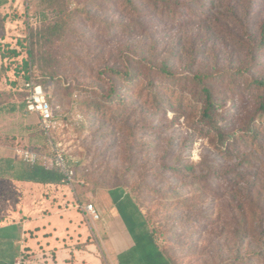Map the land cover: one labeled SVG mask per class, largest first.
I'll return each instance as SVG.
<instances>
[{"label":"rangeland","instance_id":"rangeland-1","mask_svg":"<svg viewBox=\"0 0 264 264\" xmlns=\"http://www.w3.org/2000/svg\"><path fill=\"white\" fill-rule=\"evenodd\" d=\"M88 2L96 5L94 15L86 8L78 21L72 20V39L36 46V54L54 71L55 78L42 75L50 96L71 118L74 110L83 116L80 124L70 122L56 135L77 167L80 200L67 190L33 189L24 262L56 264L59 250L67 248L63 253L69 254L88 237L98 245L100 237L96 230L88 236L84 224L91 222L77 206L99 199L107 200L103 206L109 216L117 212L137 241L147 242L127 191L110 192L123 186L154 213L159 238L178 263L264 264V114L258 112L262 90L249 84L250 77H264V46L259 45L264 0H13L0 14V212L11 207V161L27 164L19 150L52 156L38 116L20 108L23 78L2 53L25 37L38 43V31L55 20L54 7L65 4L74 12ZM96 16L117 22L118 29ZM73 50L85 58V66L61 59ZM50 54L57 59L52 64ZM164 63L174 76L158 75ZM108 67L130 68L139 78L118 79L124 101L114 107L116 120L83 105L110 88L104 74ZM250 67L246 75L236 73ZM197 74H209L206 83L218 99L217 123L227 142L202 118ZM153 75L158 96L146 88ZM12 105L19 110L9 111ZM252 127L258 139L249 133ZM6 220L11 222V216ZM8 225L0 228V264H12L25 244L22 231Z\"/></svg>","mask_w":264,"mask_h":264},{"label":"trees","instance_id":"trees-1","mask_svg":"<svg viewBox=\"0 0 264 264\" xmlns=\"http://www.w3.org/2000/svg\"><path fill=\"white\" fill-rule=\"evenodd\" d=\"M54 0H50L52 2ZM94 2L95 0H91ZM128 3H133L132 0H126ZM95 4H92L90 2L87 3L85 7H83L80 11H74V12H68L67 7L65 4H63L61 7H54V11H56V16L55 20L52 22L47 23V25L44 26V29H41L38 31L37 36H38V43H33L28 37H25L23 39H18L16 47H8L7 51H3L2 57L5 60H10L11 61V69L14 71V73L17 76H22L24 83L29 80L32 76L36 79V81L40 84H43L45 86L46 78H44L42 75L45 74L46 77H54V71L50 67L51 65L46 63V60L43 58L44 56H40L36 54V46L37 45H43L44 43H50V45H53V47L56 44V41H68L69 39H72L71 34L74 33L72 29V20H79L81 14H86V10L88 9V12L91 15L92 14V6ZM2 6V5H0ZM96 6V5H95ZM87 8V9H86ZM178 12V11H177ZM45 14V13H44ZM5 16V17H4ZM1 20L6 21V15H4ZM38 18V16H37ZM97 21H103V23L107 26L110 27L113 30H117L118 23L117 22H109L106 19V17H98L96 16ZM42 20V17H41ZM105 20V21H104ZM121 26H129L126 24H121ZM262 35L259 41L260 46H264V27L262 29ZM2 39L6 37L5 34H3ZM81 43L84 44V40L80 39L79 40ZM25 53V54H24ZM135 55V51L132 52ZM24 54V55H23ZM27 54V55H26ZM63 61L67 60H73L74 63H77V61H81L80 63L82 66H85V58L81 57L79 55V51L73 50L69 52L68 54L65 52L63 53V56L61 57ZM128 59L132 62L131 54L128 56ZM50 64H52V60H56V57L52 56L50 54V57L48 58ZM136 61V60H135ZM72 62V63H73ZM137 62V61H136ZM4 64V63H3ZM12 64H14V68H12ZM66 63H63L64 65ZM3 70H9V65L4 68V65H2ZM137 70V68H135ZM251 71V67L247 70L243 69H238L236 70V73L238 75H246L248 72ZM133 70L130 68H115V67H108L104 70V74L108 75L110 77L111 83H110V88L107 90L103 89L102 93L99 92L96 95L94 94L93 97L90 99H87L83 105L87 107L88 110L94 109L98 111L99 113L109 116L108 118L111 120H116L114 119L115 117V106L120 104L119 102L124 101V96H123V90H121L123 84L118 80V79H123V80H129V82H132L134 80H139L138 74L133 75ZM158 75L162 76H174V72L172 71L171 67L169 66L168 63H164L162 67L159 68ZM249 76V75H248ZM120 77V78H119ZM55 78V77H54ZM197 80L202 84V93L204 95V103H203V109H202V118L207 121L209 124L210 129H214L215 132L219 133L221 136V139L223 142H227V137L225 136L223 130L221 127L218 125V120L216 118L219 103L218 99L215 98L214 92L210 85L206 83V79L209 78V74H197L196 75ZM155 75L151 76L150 78L146 79V88L149 89L150 94H154L158 96V91H156L157 88H155ZM16 81H12L13 84L18 85L19 83ZM24 83H23V89L21 92L24 94V101L20 108H26V97H27V92L24 88ZM250 85L255 86L259 90V92L262 90V92L258 95L259 97V111L261 114H264V77L258 76V77H250ZM46 88V87H45ZM51 103L56 107L59 105L60 107L64 104L61 105V101L58 99H55L53 97L50 98ZM157 103L159 105L162 104L161 100L156 99ZM3 109V107H2ZM1 110V107H0ZM19 110V107L17 105H12L9 111L11 112H16ZM62 110H64L62 108ZM39 119V118H38ZM42 131V130H41ZM43 136H45L44 132L42 131ZM249 133L256 139H258V131L256 128H250ZM57 139V136H56ZM48 140V139H47ZM49 144V143H48ZM236 145L234 144V147ZM26 149V148H23ZM32 149V148H29ZM35 150V149H33ZM37 151V150H36ZM69 164L75 169L76 171V176H78V170L77 167L71 162V160L68 158ZM15 169V178L18 180H24V181H30V182H36V183H41L44 185H50V184H55V185H60L63 184V175L59 169H54V170H48L46 169L42 164H37L35 166H30L26 165L25 163L18 164L14 167ZM189 171H193V167H187ZM81 181V180H80ZM84 181V180H83ZM85 182V181H84ZM118 187L124 188V190L127 191V193L130 196V200L134 204V206L139 210L140 216H141V224H142V233H146L149 236V243H150V248H154L159 255L164 257L170 264H180L177 262L176 258L173 256L172 253L169 252L167 249L166 245H163L160 238L158 231L152 222V218H154V213L151 211L150 208H147L146 205H144L141 201L137 199L134 194L128 190L126 187L123 186H117L112 188V190H116ZM120 199V198H119ZM119 199H117L119 201ZM129 232L131 233L133 239L137 241V238L135 237V232L132 231L131 228L128 229ZM139 230V229H138ZM142 235V234H141ZM136 236H140L137 235ZM141 238V237H140ZM121 257V254H119V258Z\"/></svg>","mask_w":264,"mask_h":264},{"label":"crops","instance_id":"crops-1","mask_svg":"<svg viewBox=\"0 0 264 264\" xmlns=\"http://www.w3.org/2000/svg\"><path fill=\"white\" fill-rule=\"evenodd\" d=\"M12 2L13 0H0V5H2L0 6V14L5 8H8L9 10L12 6ZM11 164V168L16 166L15 161H11ZM14 167L12 168L13 170H11V177L7 178V181L11 183V207H8L5 211L0 212V228H9L10 225L8 224L11 223L12 229L17 227L19 231H22L23 238L25 240V244L21 247L20 253L13 258L12 264H15L16 261L20 259H23L24 262L25 256L21 255L22 252H25V248L28 246L26 241L28 234L27 231L32 230L30 227L31 220L26 218V215L27 212L32 210L31 197L33 196V189H37L38 191L51 190L52 193L53 190H55V192L67 190L72 194V196L74 194L77 200H80L79 196H77L78 194L76 192L75 184L74 187L71 188L69 185L64 183L60 185H44L36 182L18 180L15 178ZM112 191L113 190L111 189L110 192ZM73 199L76 201L74 196ZM120 200L121 198L119 201ZM94 203L99 212H104V210L105 212L104 214L100 212L101 219L96 221L84 213V217H86L89 222L93 223L95 226L94 228L93 225L89 223L84 224V228L88 233V236H92V231L95 232L96 230L101 241L99 240L98 245L92 241L89 243L88 237L84 244L81 243V248L80 244L74 245L71 249L69 248V254L63 253V251L65 252V250H67L66 247H63L66 249L58 251L57 261H55L56 264H103L104 262L107 264H170L168 260L157 253L158 251L154 248H150L149 239L147 242L142 241V243L135 241L117 212L115 213L116 216L112 215L113 217L107 214L106 208L103 206V204L108 205L107 200L99 199L94 201ZM8 216L9 218L11 216V222L6 220ZM98 221H101L100 224H98ZM139 246L141 247L140 249ZM97 247H99V249H97ZM96 250L97 252L100 251L101 254L99 255L101 256H96ZM139 250L142 251L141 254L144 256L141 255V259H136L135 255L140 252ZM84 252L85 256L82 255ZM119 254H121L120 258ZM24 264H32V261L26 263L24 262Z\"/></svg>","mask_w":264,"mask_h":264},{"label":"built area","instance_id":"built-area-1","mask_svg":"<svg viewBox=\"0 0 264 264\" xmlns=\"http://www.w3.org/2000/svg\"><path fill=\"white\" fill-rule=\"evenodd\" d=\"M24 88L27 92V111L38 116L41 130L48 139L52 156H44L33 149H20L19 154L30 166L42 164L48 170L59 169L63 175V183L73 188L76 171L69 164L64 144L56 139V135L60 130L69 127L70 122L72 125L80 124L83 116L74 110L71 118L70 112L64 113L59 105L55 107L50 101L51 96L45 86L38 83L33 76L24 83ZM41 159L44 162H41ZM77 208H81L88 217L95 221L101 219V213L94 202L79 203ZM15 264H24L23 259L17 260Z\"/></svg>","mask_w":264,"mask_h":264}]
</instances>
